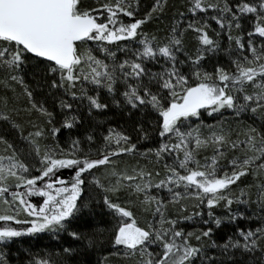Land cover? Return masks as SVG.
Wrapping results in <instances>:
<instances>
[{
	"label": "snow or ice",
	"instance_id": "6c2138e0",
	"mask_svg": "<svg viewBox=\"0 0 264 264\" xmlns=\"http://www.w3.org/2000/svg\"><path fill=\"white\" fill-rule=\"evenodd\" d=\"M41 234L18 264H264V0H0V264Z\"/></svg>",
	"mask_w": 264,
	"mask_h": 264
},
{
	"label": "trees",
	"instance_id": "16d2710c",
	"mask_svg": "<svg viewBox=\"0 0 264 264\" xmlns=\"http://www.w3.org/2000/svg\"><path fill=\"white\" fill-rule=\"evenodd\" d=\"M181 0H171L172 4L179 6ZM215 27V25H213ZM108 116L113 122H122L120 120V116L118 113H108ZM95 215L87 217L90 221L89 226L102 224L107 217L103 216L100 209L95 210ZM230 229L229 225H225L222 229L227 232ZM67 239V237H63ZM55 244V238H49L46 234H41L37 236H29L25 235L17 239L16 243H14L11 247V255L13 257L14 264H18L19 259L24 258V250L31 249L34 252H41L45 250H52ZM92 260H95V256L91 257Z\"/></svg>",
	"mask_w": 264,
	"mask_h": 264
}]
</instances>
